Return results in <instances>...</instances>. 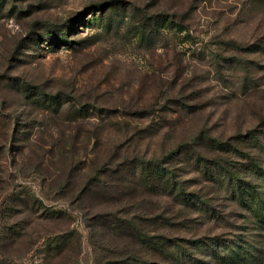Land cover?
I'll return each mask as SVG.
<instances>
[{"label": "rangeland", "instance_id": "374dc122", "mask_svg": "<svg viewBox=\"0 0 264 264\" xmlns=\"http://www.w3.org/2000/svg\"><path fill=\"white\" fill-rule=\"evenodd\" d=\"M129 7L185 27L148 25L142 39L146 17ZM47 25L64 26L76 48L43 40ZM261 44L264 0H0V232L17 223L3 209L31 213L16 245L0 234L5 264H264V227L208 194L203 162L168 166L187 193L213 197L217 218L167 195L165 181L162 192L147 186L150 162L136 170V158L203 133L236 147L234 163L257 154L239 136L264 118ZM24 84L73 99L60 112L40 108ZM241 239L253 244L249 262L222 259Z\"/></svg>", "mask_w": 264, "mask_h": 264}, {"label": "trees", "instance_id": "16d2710c", "mask_svg": "<svg viewBox=\"0 0 264 264\" xmlns=\"http://www.w3.org/2000/svg\"><path fill=\"white\" fill-rule=\"evenodd\" d=\"M116 6H118L116 3L110 5L112 11L107 17L109 24H111L114 14L118 12L119 7ZM129 8L132 19L137 18L138 20H141L139 16L142 13L143 16L146 17L141 21V24L136 31L142 39H144L146 33L145 29L148 25H155L158 28L161 27L162 30L164 29L163 26H167V24L178 26L182 29L185 27L183 24L175 21L172 16L168 14H151L138 7ZM104 21V13L96 16L95 20H93L95 23H102ZM63 27L47 25L46 35L48 34V36L42 37L43 40L46 39V41L53 45L57 42H65L70 47L76 48L73 46V42L69 41L66 33L63 32ZM51 32H58V38L51 39V35H49ZM260 47L264 50V44H261ZM235 62L240 63L237 59ZM22 91L31 92V96L36 99L40 108H49L56 111L59 106L58 112L65 107V102L73 99L72 96L70 98L68 95H64L61 92L46 93V90L33 91L30 86L26 84L22 86ZM239 139L246 143L251 150H256L257 154H253V151H251L248 155H244L245 158L242 162L234 163L230 161L231 159L229 158H232V156H235L234 154L238 153L237 149H235L236 147H232V144L228 141H222L203 133L195 137V139L192 140L193 142L191 141V143L187 144L181 143L176 148L167 151L159 159L152 158L146 160L140 157L136 158V170L141 167L140 164H143L146 161L150 162L151 164L148 167L150 170L148 169L146 174H143L142 172V178H144V183L147 186L158 189V185L165 181V184L159 186L167 191V195L174 196L176 199L181 200L182 204L189 208L193 207L194 209L200 210L206 217L217 218V212L212 205L213 197L202 195L200 193H187L181 181L177 179L179 178L178 173H176L175 170L170 169L168 166V163L173 159L176 160L175 162L172 161L175 166L178 164L177 161H184L185 163L193 162L198 165L203 162L206 167L201 170V174L202 179L207 182L208 187L210 188L208 194H215L218 195L219 198H224L233 202L234 205L248 212L245 213V218H249L260 227H264V118L258 129L250 130L246 135L239 136ZM226 151L233 155H225L223 152ZM205 153L213 155V157H208ZM126 164L127 163L124 162L122 165L125 166ZM159 192L162 191L159 190ZM7 201H9L8 197L4 202L7 203ZM36 207L39 208V210H42L43 215L46 218H54L58 213V210L50 206L41 205L39 202L36 204ZM27 208L29 209L30 207L28 206ZM2 214L5 217L17 219V223H15L11 229L5 225L9 223L11 219L4 220L5 223L3 226L5 230L0 232V234L7 236L9 239L8 242L12 244L10 246H14L16 245L19 236H21V230L24 229V227L19 228V220H21L22 214L28 217L31 213L21 211V213L13 216L9 209H3ZM218 239L219 238H212L213 241L211 244H219V246L222 247L223 243H220ZM199 241L201 242L203 240ZM229 243V246L227 245L228 243L223 245L228 251L222 255V259H227L228 262L232 263H238L240 262L239 260L249 262L247 253H249L251 245H253L249 240L241 239V241H230ZM157 244L163 246L164 242L154 241L150 246H157ZM168 253H173L170 248L168 249ZM216 256H220L218 251ZM7 260H12V258L8 255H0V264H5Z\"/></svg>", "mask_w": 264, "mask_h": 264}]
</instances>
